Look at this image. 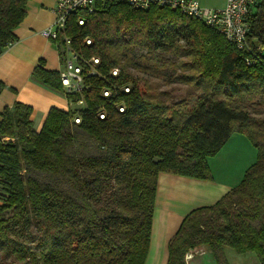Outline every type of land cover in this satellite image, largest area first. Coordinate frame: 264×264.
I'll use <instances>...</instances> for the list:
<instances>
[{"label": "trees", "instance_id": "16d2710c", "mask_svg": "<svg viewBox=\"0 0 264 264\" xmlns=\"http://www.w3.org/2000/svg\"><path fill=\"white\" fill-rule=\"evenodd\" d=\"M26 2L0 0V54L17 39ZM247 23L246 48L237 49L217 29L164 6L98 0L90 14L71 13L64 33L85 58H99V75L85 76V106L77 109L79 94L64 91L59 71L37 65L32 78L71 102L51 108L39 131L26 104L0 112V264H144L158 174L210 179L207 158L234 132L256 148L255 162L214 204L183 217L166 264H187L200 246L215 264H228L224 246L264 264V119L249 110L264 108V0ZM55 42L63 48L61 36ZM115 67L113 81L130 85L123 112L100 94ZM129 67L178 68L177 78L200 90L195 105L172 110L164 91L137 83Z\"/></svg>", "mask_w": 264, "mask_h": 264}, {"label": "crops", "instance_id": "0c3cea01", "mask_svg": "<svg viewBox=\"0 0 264 264\" xmlns=\"http://www.w3.org/2000/svg\"><path fill=\"white\" fill-rule=\"evenodd\" d=\"M57 0H27L26 15L14 28L16 40L0 54V112L20 102L30 106V118L39 131L48 111L55 107L71 108L63 92L41 84L32 78L37 65L59 71L62 67V47L41 32L54 20ZM202 6L221 8L226 0H198ZM256 148L248 138L234 132L222 148L207 158L210 179H198L170 172L157 177L152 227L148 253L144 264H166L169 240L178 230L183 217L192 209L214 204L236 186L245 170L255 162ZM228 264H260L254 252L238 254L223 248ZM187 264H215L209 250L200 246L190 253Z\"/></svg>", "mask_w": 264, "mask_h": 264}, {"label": "built area", "instance_id": "2783aa9c", "mask_svg": "<svg viewBox=\"0 0 264 264\" xmlns=\"http://www.w3.org/2000/svg\"><path fill=\"white\" fill-rule=\"evenodd\" d=\"M98 0H57L54 8V20L41 33L53 41H57L59 36L63 40L62 67L59 70L61 85L67 93H77L79 98L72 104L77 109L85 106L83 93L89 88L85 83V76L99 75L97 65L98 57L85 58L80 52L73 49L70 37L64 33L67 17L74 12L83 11L87 14L96 9ZM106 2H124L135 8H148L152 5L168 7L177 10L181 14L194 17L205 25L217 29L227 41L231 42L237 49L246 48L245 38L248 31L247 16L257 5L258 0H226L221 8H209L202 6L198 0H101ZM85 18L79 17L77 23L84 25ZM86 44L91 43V39H84ZM248 62V59H246ZM111 80L101 90L100 94L104 98L111 100L113 106L119 112H123L125 101L123 94L130 91L129 83L118 84L115 79L119 76V69L112 68L109 72ZM115 100V101H113ZM71 103V102H70ZM99 118L106 115L104 109L98 111ZM75 123L80 122V116L76 114L73 118ZM189 253L187 254V256ZM186 256V258H187Z\"/></svg>", "mask_w": 264, "mask_h": 264}, {"label": "rangeland", "instance_id": "374dc122", "mask_svg": "<svg viewBox=\"0 0 264 264\" xmlns=\"http://www.w3.org/2000/svg\"><path fill=\"white\" fill-rule=\"evenodd\" d=\"M142 52L139 49L135 50L134 59ZM165 57L174 60L173 55H165ZM178 68H165L153 73H143L140 70H136L133 67H129L130 73L135 77L137 83L144 81L151 82V84H156L158 91H164L163 98L168 102V105L172 110L178 109L181 111H189L195 105L197 101V95H199L200 90L196 88L191 83L183 82L177 78ZM250 113L254 116L264 119V108L250 106ZM205 249L208 250L207 247ZM194 250V249H193ZM192 250L188 251L189 255L185 256V260L192 257L190 254Z\"/></svg>", "mask_w": 264, "mask_h": 264}]
</instances>
